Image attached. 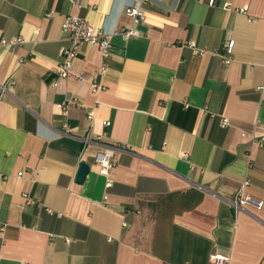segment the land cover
I'll return each instance as SVG.
<instances>
[{
	"label": "crops",
	"instance_id": "0c3cea01",
	"mask_svg": "<svg viewBox=\"0 0 264 264\" xmlns=\"http://www.w3.org/2000/svg\"><path fill=\"white\" fill-rule=\"evenodd\" d=\"M135 1L0 0V264H264V0H146L134 25ZM67 15L140 34H113L104 60L83 44V81L59 77ZM246 179L263 205L235 211Z\"/></svg>",
	"mask_w": 264,
	"mask_h": 264
},
{
	"label": "built area",
	"instance_id": "2783aa9c",
	"mask_svg": "<svg viewBox=\"0 0 264 264\" xmlns=\"http://www.w3.org/2000/svg\"><path fill=\"white\" fill-rule=\"evenodd\" d=\"M74 3H77L78 0H73ZM146 0H137L131 5H128L124 8V13L132 18V22L134 25L139 24L144 20L145 13L142 7V3ZM215 4V0H209V5L212 6ZM226 9H229V5H224ZM51 12L47 13V15H50ZM61 25V29L63 32L69 34L70 38V45L69 47H63L61 49V55H62V61L59 65H57V68L55 69V74L59 77H75L76 79L83 81V77L80 74L75 73L72 71V61L78 56L79 49L83 44H90L94 45L98 48L102 60L106 59L110 54V47H111V37L113 34L121 33L124 36H132V35H139V31L134 28H127V29H118L114 31L113 33H107L104 31H101L99 29H96L91 23H89L85 18L75 16V15H67ZM24 39L19 36L12 37L9 41L2 40V44L8 45L12 50L15 49V46H17L20 43H23ZM234 42L232 40H227L222 45L223 47V53L222 58L225 64H228L232 60V48H233ZM189 46L195 48L194 43L190 42ZM196 53L201 54V51L199 49H195ZM106 69V63L103 61L100 69L95 73L96 75H103L104 71ZM7 84L10 86H13L15 84V81L13 78H10L7 81ZM92 86V92L96 93L100 90H102V86L99 85L95 80L91 83ZM1 90H5V86H1ZM77 100L75 98H71L57 104V107L62 111L63 115H66L68 112V107L71 104H75ZM92 112H88V117L91 118ZM108 121L103 122V126L108 127L109 126ZM222 126L227 125V119H222L221 122ZM100 139V136L98 137ZM86 141V139H84ZM259 143L261 146L264 145V140L260 139ZM115 154V148L114 146L104 145L101 150L97 152L95 155V161L100 166L101 174L108 175L110 169L113 166V158ZM19 176H22V173H19ZM107 185H109V182H107ZM249 185V180L246 179L242 181L240 187L237 189V191L233 194L232 198L229 200V206L233 208V210L237 211L240 207H243L245 205L251 206L252 208L259 209L263 205V201L255 196H253L250 193L245 192V188ZM28 201L31 199L28 197V195H23ZM106 198V196H105ZM210 259L213 261V263L217 264H228L229 257L227 255L223 254H212L210 256Z\"/></svg>",
	"mask_w": 264,
	"mask_h": 264
},
{
	"label": "water",
	"instance_id": "95a60500",
	"mask_svg": "<svg viewBox=\"0 0 264 264\" xmlns=\"http://www.w3.org/2000/svg\"><path fill=\"white\" fill-rule=\"evenodd\" d=\"M89 170H90V166L88 165V163L82 161L79 165L77 174H75L76 175L75 181L77 183H83Z\"/></svg>",
	"mask_w": 264,
	"mask_h": 264
}]
</instances>
